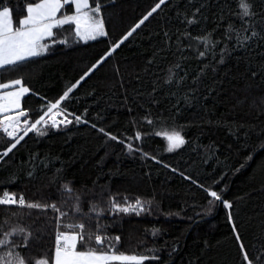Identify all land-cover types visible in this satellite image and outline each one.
I'll return each mask as SVG.
<instances>
[{
    "label": "trees",
    "instance_id": "obj_1",
    "mask_svg": "<svg viewBox=\"0 0 264 264\" xmlns=\"http://www.w3.org/2000/svg\"><path fill=\"white\" fill-rule=\"evenodd\" d=\"M89 1L99 4L106 35L68 42L58 28L42 55L0 69L1 83L29 88L20 109L29 124L79 81L59 105L73 123L40 125L46 135L29 132L0 163V193L60 209L0 205V239L31 233L27 247L17 234L9 239L21 246L0 253L51 264L57 231L83 223L115 253L158 257L144 264H247L241 243L264 264V0H248L249 17L240 0H166L127 39L158 0ZM37 2L0 0V10L18 24ZM174 130L185 144L169 152L163 134ZM12 142L0 131V152ZM136 200L139 215L112 207Z\"/></svg>",
    "mask_w": 264,
    "mask_h": 264
},
{
    "label": "snow or ice",
    "instance_id": "obj_2",
    "mask_svg": "<svg viewBox=\"0 0 264 264\" xmlns=\"http://www.w3.org/2000/svg\"><path fill=\"white\" fill-rule=\"evenodd\" d=\"M166 0H158L155 6L124 36L123 39H127L136 31L150 16L153 15L161 5L165 4ZM74 5L75 12L72 15H58L61 13V9L65 5ZM240 7L242 9V16L249 17L255 16L256 13L252 11V5L248 3V0H240ZM199 11V9H197ZM27 15L20 18L18 24L13 20L11 10L4 7L0 10V69H4L6 66H14L24 62L33 57L42 55L47 45L42 43L48 38H52L55 33L53 29L61 28L64 25H74L75 37L79 41L87 42L89 40H95L98 36L106 35L104 30V22L99 18L100 6L97 4L95 7H90L89 0H39L35 4H28L26 6ZM189 24L195 23L194 20H188ZM258 33L252 32V36H256ZM245 39H248L247 37ZM60 43H67L66 40L59 41ZM206 46L210 43L207 38L202 41ZM123 43V40L120 41ZM120 46L119 43L115 45V48ZM113 49V51L115 50ZM111 55V53H109ZM201 57L204 56V52H200ZM221 63H223V56H221ZM88 73H85V76ZM84 79V77H81ZM170 82V81H169ZM79 81H77V85ZM20 87L13 91H6L0 94V128L3 133L13 142L10 146L0 152V163L4 158L9 155L17 147L18 144L28 135L29 132H35L37 135H46L47 132L42 130L40 125L45 128H59L61 124L67 127L72 124L73 121L68 119V115L59 107L60 102L63 99L68 98L69 94L77 85L70 86L63 96L55 103H51L47 110L44 111L39 118L30 123L27 119L23 121V127L21 117H27V111L21 109V98L29 92V88L22 85V80L15 79L9 83H0V89ZM14 115L8 113H14ZM57 117H63L57 119ZM77 123H82L81 117L76 116ZM148 123H152L151 120ZM93 127H95L93 125ZM11 129V130H10ZM23 131L20 135L19 132ZM103 131V129H100ZM110 139L117 140V137L105 133ZM160 135V133H157ZM164 137L168 142L167 150L169 152L174 151L185 144V139L179 131L165 132ZM136 139H140V134L137 133ZM123 143V141H118ZM129 151H133L131 144L127 145ZM187 178V177H186ZM66 191H71L68 185H65ZM208 196L212 197L214 201L221 200V195L216 191L205 189ZM212 203V201H209ZM0 205H17L20 207L28 208H48L51 207L54 211L60 212L55 204L41 205L37 203L26 202L23 196L16 197L14 193L4 191L0 193ZM224 206L230 208L231 205L224 201ZM113 208L117 211L129 213L135 212L139 215L144 211V205L140 200H136L134 204H128L127 206H121L113 203ZM78 210V209H77ZM67 215L61 213L58 217V221H62V217ZM60 226V225H58ZM67 231H57L55 237V250L54 255L51 258V264H144L146 260L158 259V257L148 255H126L116 254L113 246L105 242L108 237L100 234H85L83 231L85 225L79 224H64L62 225ZM235 231V228H234ZM17 234H23L24 240L22 242L24 247H27V240L31 237V233L27 232L23 228L12 229L10 232L4 233V239H0V248H7L9 244H12L13 249L21 245L14 244L9 237L16 236ZM97 247L91 246L93 241ZM237 241L240 240L239 235L236 236ZM119 240V237L116 238ZM78 245L83 247L78 248ZM241 251L243 253V259L247 264H253V261L249 259L248 254L244 251V245L240 244ZM107 249V250H105ZM259 259V257H257ZM0 264H26L25 259L13 250H8L5 253H0ZM37 264H49L47 257L37 261Z\"/></svg>",
    "mask_w": 264,
    "mask_h": 264
},
{
    "label": "crops",
    "instance_id": "obj_3",
    "mask_svg": "<svg viewBox=\"0 0 264 264\" xmlns=\"http://www.w3.org/2000/svg\"><path fill=\"white\" fill-rule=\"evenodd\" d=\"M70 6L69 7H64L63 9L64 10H67V12L65 13V14H67V15H72V14H74V12H75V8H74V5H71V4H69ZM89 5H90V1H89ZM62 10V9H61ZM27 15V13L25 14V16ZM58 15H63V14H61V13H59ZM24 16V17H25ZM61 28H63V29H66L67 31H68V35H67V41L68 42H71L72 40H74L76 37H75V33H74V25H64L63 27H61ZM58 29V28H57ZM55 31V29H53V32ZM99 37V36H98ZM49 39V38H48ZM46 41H47V39L45 40V41H42V43H44V44H46ZM1 83V82H0ZM8 90H10V89H8ZM7 91V89H0V94H3L4 92H6ZM15 113V112H14ZM14 113H8V114H14Z\"/></svg>",
    "mask_w": 264,
    "mask_h": 264
},
{
    "label": "rangeland",
    "instance_id": "obj_4",
    "mask_svg": "<svg viewBox=\"0 0 264 264\" xmlns=\"http://www.w3.org/2000/svg\"><path fill=\"white\" fill-rule=\"evenodd\" d=\"M68 35V34H67ZM20 86H17V87H15V88H11L10 90H7V91H13V90H16V89H18ZM68 118V117H67ZM21 119V122H22V127H23V119L22 118H20ZM69 119V118H68ZM39 127V126H38ZM41 127H43V126H41ZM60 127V126H59ZM1 132H3V131H1ZM22 132V130L19 132V134ZM5 134V133H4ZM116 254H124V253H116ZM126 255H136V254H126ZM136 256H139V255H136Z\"/></svg>",
    "mask_w": 264,
    "mask_h": 264
},
{
    "label": "built area",
    "instance_id": "obj_5",
    "mask_svg": "<svg viewBox=\"0 0 264 264\" xmlns=\"http://www.w3.org/2000/svg\"><path fill=\"white\" fill-rule=\"evenodd\" d=\"M62 118H63V117H57V119H62ZM61 125H63V124H61ZM61 125H60V126H61ZM41 126H43V125H41ZM43 127H44V126H43ZM10 130H11V129H10ZM0 131H3L2 128H0ZM5 135H6V134H5ZM6 136H7V135H6ZM54 250H55V245H54Z\"/></svg>",
    "mask_w": 264,
    "mask_h": 264
}]
</instances>
